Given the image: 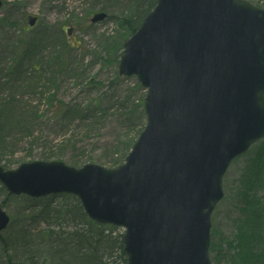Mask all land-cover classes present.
<instances>
[{"label": "water", "instance_id": "95a60500", "mask_svg": "<svg viewBox=\"0 0 264 264\" xmlns=\"http://www.w3.org/2000/svg\"><path fill=\"white\" fill-rule=\"evenodd\" d=\"M119 72L148 88V122L125 164L0 166V182L16 195H77L92 219L126 228L128 264H211L223 176L264 136V10L246 0H158L125 43ZM9 221L0 206V231Z\"/></svg>", "mask_w": 264, "mask_h": 264}, {"label": "rangeland", "instance_id": "374dc122", "mask_svg": "<svg viewBox=\"0 0 264 264\" xmlns=\"http://www.w3.org/2000/svg\"><path fill=\"white\" fill-rule=\"evenodd\" d=\"M248 1L264 9V0ZM151 2L0 0V100L11 93L23 96L25 103L32 106L41 119L39 126L37 121L31 123L32 133L27 135H22L13 125L17 119L24 122L30 117L14 115L10 120L5 119L13 124L9 125L7 134L12 139L17 137L19 145L13 152H4L0 148V166L5 170H15L23 163L44 160L62 161L74 168L86 164L114 168L125 161V155L130 151L126 143L128 140L135 142L146 123L144 102L147 91L137 77L119 74L124 44L132 35L122 26V20L128 18L135 9L147 8ZM101 12L106 13L107 17L92 23V17ZM29 15L38 18L33 27L28 25ZM12 21L16 22V26H11ZM70 28L73 30L69 34ZM18 43L19 52L20 45L23 51L27 45L28 51L35 52V62L47 54L52 56L49 66L41 64L45 75H42L37 92L43 94L31 95L22 91L19 82H6L12 78L14 81L25 77L7 72L16 57L13 50ZM64 44L73 45L70 53L65 54ZM37 46L40 49L36 50ZM64 54L66 59L62 60ZM25 63L23 67L22 63L18 66L20 74L28 67L29 62ZM24 81L29 82L27 77ZM60 103L75 108L76 116H68L63 120L57 108ZM38 138H45L47 142L38 141ZM251 162L254 165L247 168ZM251 172L256 173V176L250 184L247 177ZM241 173L246 178L244 176L245 179L240 183ZM255 186H261L254 194L258 198V205L264 210V139L254 144L249 153L229 167L224 178L225 197L212 214V235L216 236L214 239L212 237V243H220L226 237L231 240L237 235L236 227L232 226L230 220L231 215L238 217L237 220L245 217L243 197ZM0 205L11 217V224L0 236V252L3 254L4 249H8L4 256L10 255L13 261L30 264L25 261L30 252L24 245L32 239H36V243L42 240L40 250H46L50 244L67 246L66 242L70 241L64 256L70 261L71 255L78 250L77 246L74 247L77 234H80V245L87 243V234L103 233L115 239H122L124 234L122 227L99 225L90 220L74 195L61 193L43 198L17 196L4 191L0 183ZM223 218H227L226 221ZM44 231L52 232L41 239ZM249 232L258 239L264 233V224ZM3 241L5 247L2 246ZM221 245L222 249L228 248L226 244ZM236 246L242 248L240 244ZM108 253L104 264H127L119 251ZM216 254H210L213 264ZM32 259L38 264H56L50 259L49 252ZM220 264L229 262L222 260ZM253 264H263V261L260 259Z\"/></svg>", "mask_w": 264, "mask_h": 264}, {"label": "trees", "instance_id": "16d2710c", "mask_svg": "<svg viewBox=\"0 0 264 264\" xmlns=\"http://www.w3.org/2000/svg\"><path fill=\"white\" fill-rule=\"evenodd\" d=\"M141 1H144V0H137L138 3H140ZM155 4H156V0H152V2L147 6V8L135 9L134 11H131L130 16L122 20V26L125 28V30H128L130 33L134 34L135 31L140 27L145 16L151 11L152 7ZM6 19L7 18H5V20ZM11 26L12 27L16 26V22L12 21ZM72 47H73L72 45L69 46V44H64L63 51L65 52V54H68V52L70 53ZM18 48H19V43L14 46L13 51L16 57L12 62L13 65L11 64V66L7 69V72L10 71L11 75H17L21 77L25 76L27 77L29 82L24 81L25 77L23 79H19V80L16 79L14 81L12 77H7L8 79L12 78V80L6 81V82L8 84L10 83L16 84L17 82H19L22 87V91L24 90L29 93H32L31 95L43 94V93L37 92L40 88L38 87V84L41 82L42 75H45L43 74L44 72H43V67L41 66V64L44 63L47 66H49L48 64L51 63L52 56L50 54H47L46 56H42L37 62H35L36 61L34 58L35 52L28 51L27 45L24 46V51L22 50L21 45H20L21 52H19ZM38 49H40V46L36 47V50ZM65 54L62 60L66 59ZM26 61L29 62L28 67H26V69L22 71V74H20L18 71V66L20 65V63H22L21 66L23 67V64H26L25 63ZM34 63H36V65H33ZM28 72L30 73L27 75ZM23 93L25 96L26 93L25 92ZM32 109H33L32 106H29L28 104L25 103L23 96L19 97V95L15 93H11L10 95L5 96L4 99L0 100V148L2 149V151L13 152L16 146L19 145V142L16 140L18 139L17 137H14L15 139L14 138L12 139V137H10L7 134L9 125L11 126L13 124H9L5 119L10 120L11 118H13L14 115H18L19 117H23L25 115L26 118L27 116L30 117L29 120L24 121V122H22L21 119H17L15 124L13 125L15 128H18L21 131L22 135L30 134L32 133L31 123L34 121H37L38 126H39V121L41 123L40 116L37 115ZM59 110L61 111L60 112L61 118H64L63 120H65L68 116H76V112H77L75 108H72L69 106H67V108L62 106ZM39 140L46 141L45 138H42V139L38 138V141ZM133 143H134V140L133 141L128 140V142L126 143V147L128 148L127 150L131 149ZM2 189L4 190L3 187ZM87 221L89 220L87 219ZM50 232L52 231L42 232L41 239H44ZM26 234L27 232L25 231L24 236H26ZM79 236L80 234H77V241L74 245V247L77 246L78 250L74 254L71 255L70 261L64 257L66 253L65 251L68 249L70 245V241L66 242L67 246L64 244L59 245V246L50 244L49 248H47L46 250H40L42 240L36 243L37 242L36 239H32L30 242L25 243L24 248L30 252V256L27 259H25V261L29 262L30 264H38L34 259H32V257H38V256L40 257L45 252H49L50 259H52V261H54V263L56 264H104V258L107 255H109L110 253L108 252H111V251H119L121 255L123 256L124 261L125 262L127 261L126 255L123 251L122 239L120 238L115 239V238H112L111 236L104 235L103 233H98L94 235L87 234L86 235V237L88 238L87 243L80 245V243L78 242ZM66 239H68L67 236H66ZM3 247H5L4 243H3ZM5 252L7 253L8 249H4L3 254H1L0 252V264H8V262H10L12 259L10 255L8 256H10L11 259H9V257L6 258L7 255L4 256ZM255 257H256V254L254 252L245 251L238 255L237 262L247 264L249 262L254 261ZM222 258L223 256L217 253L216 263L220 264V261ZM237 262L235 260L236 264Z\"/></svg>", "mask_w": 264, "mask_h": 264}]
</instances>
